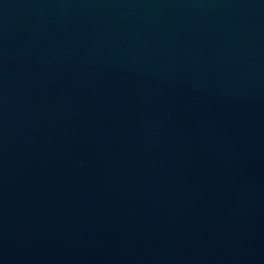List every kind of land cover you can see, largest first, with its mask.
Masks as SVG:
<instances>
[{"label":"water","instance_id":"95a60500","mask_svg":"<svg viewBox=\"0 0 264 264\" xmlns=\"http://www.w3.org/2000/svg\"><path fill=\"white\" fill-rule=\"evenodd\" d=\"M0 264H264V0H0Z\"/></svg>","mask_w":264,"mask_h":264}]
</instances>
